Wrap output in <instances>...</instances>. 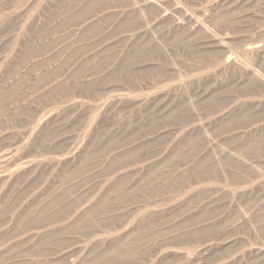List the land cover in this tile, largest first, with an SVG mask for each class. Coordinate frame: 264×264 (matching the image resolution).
<instances>
[{
	"label": "rangeland",
	"instance_id": "obj_1",
	"mask_svg": "<svg viewBox=\"0 0 264 264\" xmlns=\"http://www.w3.org/2000/svg\"><path fill=\"white\" fill-rule=\"evenodd\" d=\"M0 264H264V0H0Z\"/></svg>",
	"mask_w": 264,
	"mask_h": 264
},
{
	"label": "bare ground",
	"instance_id": "obj_2",
	"mask_svg": "<svg viewBox=\"0 0 264 264\" xmlns=\"http://www.w3.org/2000/svg\"><path fill=\"white\" fill-rule=\"evenodd\" d=\"M254 51H259L258 46L253 49ZM253 53V52H252ZM229 60V59H228ZM229 65V64H228Z\"/></svg>",
	"mask_w": 264,
	"mask_h": 264
}]
</instances>
